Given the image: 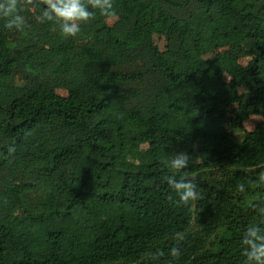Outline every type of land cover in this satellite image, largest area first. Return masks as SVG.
Masks as SVG:
<instances>
[{
  "label": "trees",
  "instance_id": "1",
  "mask_svg": "<svg viewBox=\"0 0 264 264\" xmlns=\"http://www.w3.org/2000/svg\"><path fill=\"white\" fill-rule=\"evenodd\" d=\"M113 4L76 37L39 9L24 31L0 20V264H165L176 233L172 264H244L264 219V0ZM182 151L195 206L154 185Z\"/></svg>",
  "mask_w": 264,
  "mask_h": 264
},
{
  "label": "clouds",
  "instance_id": "2",
  "mask_svg": "<svg viewBox=\"0 0 264 264\" xmlns=\"http://www.w3.org/2000/svg\"><path fill=\"white\" fill-rule=\"evenodd\" d=\"M43 6V7H41ZM36 11L40 15L37 20L40 23L51 22L58 25L61 34L65 37H76L81 31V24H87L95 17L96 11L106 19L115 20L118 14L114 8L113 0H0V20L4 21V27L24 31L27 27L25 17L21 12L25 10ZM91 9V10H90ZM14 146H9L8 153H15ZM190 157L186 152L175 153L166 163L172 171V175L166 177L169 186L179 195L178 204L185 207L195 206L196 202L204 199L205 194L197 191V184L188 174L183 172L189 165ZM264 168V165H261ZM183 172V176L177 179V175ZM253 181L249 180L251 185ZM257 185L264 187V170L259 172ZM238 191H245V184L237 185ZM251 207L264 217V197L256 200ZM264 225V219L261 220ZM252 224L246 228L241 238V255L245 258L244 264H264V226ZM176 246L169 250L172 260H179L181 249L179 245L185 236L176 233L173 236ZM165 253L161 250L149 252L147 257L154 262H159ZM168 260L165 264H172Z\"/></svg>",
  "mask_w": 264,
  "mask_h": 264
},
{
  "label": "rangeland",
  "instance_id": "3",
  "mask_svg": "<svg viewBox=\"0 0 264 264\" xmlns=\"http://www.w3.org/2000/svg\"><path fill=\"white\" fill-rule=\"evenodd\" d=\"M124 3L127 6V5H129L131 3V0H124ZM228 99H229L228 93L227 92H224L222 94V96H221V101L222 102H225ZM179 112L181 114L185 115L191 121H195L197 119V117L199 116V113L198 112H193V111H190L188 109H181V110H179ZM150 161H151L150 152L149 151L142 150L141 153H140V155H139V159H138L139 164L140 165L146 164V163H148ZM154 185H155V187L158 190L163 191L168 186V183H167L166 178L161 177V176H157L155 178ZM138 189H139V186L131 185L129 187V189H128V197L129 198H135V197H137V195H138Z\"/></svg>",
  "mask_w": 264,
  "mask_h": 264
}]
</instances>
